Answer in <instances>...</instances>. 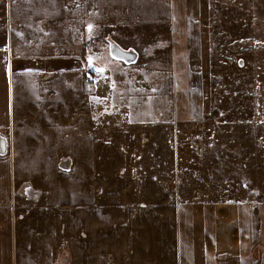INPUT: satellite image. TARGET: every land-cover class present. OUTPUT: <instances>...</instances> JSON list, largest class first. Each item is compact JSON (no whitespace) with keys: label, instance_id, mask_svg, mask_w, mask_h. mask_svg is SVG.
<instances>
[{"label":"crops","instance_id":"crops-1","mask_svg":"<svg viewBox=\"0 0 264 264\" xmlns=\"http://www.w3.org/2000/svg\"><path fill=\"white\" fill-rule=\"evenodd\" d=\"M198 18L199 0H0V264H264L255 202L183 195L175 179L101 186L17 174L72 163L56 132L71 91L82 135L91 133L79 155L98 153L101 129L134 149L199 120ZM100 55L112 82L85 78ZM142 91H157L154 102Z\"/></svg>","mask_w":264,"mask_h":264},{"label":"rangeland","instance_id":"rangeland-1","mask_svg":"<svg viewBox=\"0 0 264 264\" xmlns=\"http://www.w3.org/2000/svg\"><path fill=\"white\" fill-rule=\"evenodd\" d=\"M197 23L203 104L199 120L177 125V133L170 126L162 133H151L148 140L141 141L140 148L134 149L128 140L121 144L117 140L113 145L112 135L103 138L106 132L101 129L98 153L79 155L76 147L80 146L76 145H86L91 133L84 127L82 135L76 117L79 97L71 91L67 93L70 101L66 111H62L66 124L56 132L64 133L65 154L71 155L72 163L64 171L17 174L45 182L93 180L101 186L123 185L128 179H175L182 186L171 190L183 195L217 202H255L264 207V0H199ZM98 61L96 82H112L108 56L100 55ZM148 95L141 92L142 97L146 96L144 101L154 102V97ZM106 101L101 94V108ZM49 120L54 125L50 113ZM173 133L174 138H165ZM153 136L156 139H151ZM130 148L142 154L128 156ZM60 160L59 168L65 159ZM38 161L44 163L46 158ZM106 195L105 191L101 193Z\"/></svg>","mask_w":264,"mask_h":264},{"label":"built area","instance_id":"built-area-1","mask_svg":"<svg viewBox=\"0 0 264 264\" xmlns=\"http://www.w3.org/2000/svg\"><path fill=\"white\" fill-rule=\"evenodd\" d=\"M85 76H86L87 81H91V82L95 81V77L92 73L87 72ZM19 191L20 189H18L16 192H19Z\"/></svg>","mask_w":264,"mask_h":264},{"label":"water","instance_id":"water-1","mask_svg":"<svg viewBox=\"0 0 264 264\" xmlns=\"http://www.w3.org/2000/svg\"><path fill=\"white\" fill-rule=\"evenodd\" d=\"M4 140L2 138H0V152H3L4 151Z\"/></svg>","mask_w":264,"mask_h":264},{"label":"snow or ice","instance_id":"snow-or-ice-1","mask_svg":"<svg viewBox=\"0 0 264 264\" xmlns=\"http://www.w3.org/2000/svg\"><path fill=\"white\" fill-rule=\"evenodd\" d=\"M98 71H100V70H98Z\"/></svg>","mask_w":264,"mask_h":264}]
</instances>
